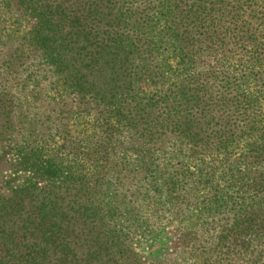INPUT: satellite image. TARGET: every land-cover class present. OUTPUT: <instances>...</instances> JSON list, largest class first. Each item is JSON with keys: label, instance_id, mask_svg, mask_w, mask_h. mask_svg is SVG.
<instances>
[{"label": "trees", "instance_id": "16d2710c", "mask_svg": "<svg viewBox=\"0 0 264 264\" xmlns=\"http://www.w3.org/2000/svg\"><path fill=\"white\" fill-rule=\"evenodd\" d=\"M0 264H264V0H0Z\"/></svg>", "mask_w": 264, "mask_h": 264}, {"label": "rangeland", "instance_id": "374dc122", "mask_svg": "<svg viewBox=\"0 0 264 264\" xmlns=\"http://www.w3.org/2000/svg\"><path fill=\"white\" fill-rule=\"evenodd\" d=\"M80 121L82 120H78L73 124L74 131L79 127ZM245 145L246 140H242L235 145L234 150L236 152L242 151ZM136 240L135 245L137 250L148 260L169 258L177 255L179 252L180 237L171 227L161 231L157 238H150L145 233L142 237H137Z\"/></svg>", "mask_w": 264, "mask_h": 264}]
</instances>
